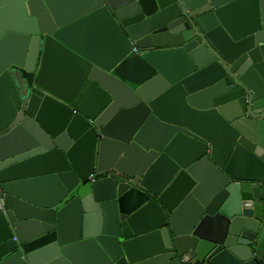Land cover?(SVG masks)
<instances>
[{
    "label": "water",
    "instance_id": "95a60500",
    "mask_svg": "<svg viewBox=\"0 0 264 264\" xmlns=\"http://www.w3.org/2000/svg\"><path fill=\"white\" fill-rule=\"evenodd\" d=\"M0 264H264V0H0Z\"/></svg>",
    "mask_w": 264,
    "mask_h": 264
},
{
    "label": "crops",
    "instance_id": "0c3cea01",
    "mask_svg": "<svg viewBox=\"0 0 264 264\" xmlns=\"http://www.w3.org/2000/svg\"><path fill=\"white\" fill-rule=\"evenodd\" d=\"M109 153H110V149H109V148L106 149V150H104L103 158H104L105 160L109 159Z\"/></svg>",
    "mask_w": 264,
    "mask_h": 264
},
{
    "label": "built area",
    "instance_id": "2783aa9c",
    "mask_svg": "<svg viewBox=\"0 0 264 264\" xmlns=\"http://www.w3.org/2000/svg\"><path fill=\"white\" fill-rule=\"evenodd\" d=\"M90 178H93V174H90Z\"/></svg>",
    "mask_w": 264,
    "mask_h": 264
}]
</instances>
